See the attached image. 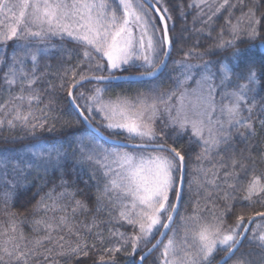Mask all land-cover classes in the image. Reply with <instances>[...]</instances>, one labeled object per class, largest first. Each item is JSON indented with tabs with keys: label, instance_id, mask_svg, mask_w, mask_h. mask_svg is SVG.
I'll return each instance as SVG.
<instances>
[{
	"label": "snow or ice",
	"instance_id": "snow-or-ice-1",
	"mask_svg": "<svg viewBox=\"0 0 264 264\" xmlns=\"http://www.w3.org/2000/svg\"><path fill=\"white\" fill-rule=\"evenodd\" d=\"M228 4L223 0L216 13ZM175 7L183 16V6ZM231 9L240 15L233 22L230 10L214 47L232 51L216 56V51H199L198 45L184 49L190 37L185 26L176 30L172 0H0V89L7 88L9 95L0 103V131L20 132L19 139L32 141L24 151L0 153V203L13 220L11 233L7 228L0 232V264H80L81 256L91 264H120L122 252L132 258L130 264H264V211L254 208L264 207V169L257 168L264 153L254 157L255 146H240L256 126L254 111L264 129V104L255 103L257 85L264 89V57L257 61L250 53L254 45L245 43L260 40L264 47V0H236ZM49 45L60 55L55 64L41 65L39 53ZM173 51L183 54L173 61L183 71L169 76L172 83L165 87L161 77ZM205 55L216 58L189 63ZM133 79L146 87L134 93L110 91L114 81ZM62 93L65 106L57 111ZM45 95L49 102L37 114L32 102ZM101 129L109 133L104 139L111 148L97 141ZM45 131L65 135L57 142L44 137ZM194 146L201 148L197 163L207 153L232 150L231 163L216 170L223 171L222 183L203 198V207L189 195L191 183L187 191L184 187ZM69 159L73 170L85 161L94 164L89 177L95 182L93 194L70 179ZM36 180L41 181L37 195L51 187L33 213L47 211L45 201L65 197L75 201L74 212L92 213L87 232L75 230V246L66 244L64 235H45L29 247L23 234H16V213L8 208L18 190ZM241 201L248 205L237 212ZM257 220L261 223L253 228ZM105 225H111L107 236ZM94 227L102 230L93 243L82 242L81 234L92 235ZM93 251L100 253L98 261L91 259Z\"/></svg>",
	"mask_w": 264,
	"mask_h": 264
},
{
	"label": "trees",
	"instance_id": "trees-1",
	"mask_svg": "<svg viewBox=\"0 0 264 264\" xmlns=\"http://www.w3.org/2000/svg\"><path fill=\"white\" fill-rule=\"evenodd\" d=\"M172 4L174 6L173 15L176 17V30H179L181 26H185L187 31L185 32V36H189L190 39L186 41V43L183 45L184 49L187 50L188 48L194 47L198 45L199 51H216L215 45L219 43L218 36L221 32V27L225 24H218V19L211 20L209 23H206L204 26H198L194 25L192 21V17L195 16L196 13V5L192 4V0H172ZM180 4L182 5V11L184 12L183 16L179 15V12L181 11L180 8H176L175 5ZM192 6V7H190ZM198 6V5H197ZM234 21V19H232ZM224 39L230 38L227 34V31L225 29ZM245 43H251L254 46L253 49H250L251 55H253L257 61L260 60V58L264 57V47H260L261 42L260 40L256 41H246ZM244 44L239 45V47H244ZM2 47V46H0ZM43 47V45H42ZM59 48V45L57 46ZM70 47V46H69ZM232 51L231 48H228L226 50L222 51H216V56H226L228 53ZM60 55V52L57 50H54L51 45L47 47L46 51L39 53V60L41 65L44 63H53L55 64L56 58ZM183 58V54L181 52L173 51L172 57L168 62V69L165 70V75L161 77L163 84L165 87L170 85L172 83L171 80L168 79L169 76H175L178 74V67H173V61L180 60ZM215 56L212 55H205L202 57H194L189 60L191 63L196 64H202L204 61L209 59H215ZM27 68H31V62L29 61L27 64ZM53 71L55 69L53 68ZM118 74H126V73H116ZM2 75V73H0ZM58 83V82H57ZM243 83V81H241ZM144 83L140 81H120V82H113L110 88V91L112 92H120L121 89H127L134 93L135 90H142L144 89V86H142ZM140 85V86H138ZM257 93L255 103L256 104H264V101L261 100L262 97H264V89L260 88L259 85H257ZM13 94H16L18 92V87L12 88ZM25 96H27V93H25ZM63 93L61 94V99L59 102L56 103L55 107L57 111L62 109L65 105L62 99ZM9 98L8 90L7 88L0 89V103H3L5 100ZM49 102V96L45 95L41 100L39 101H33L32 102V108L37 111L40 108H42L45 104ZM25 110H27L28 101L25 99L24 101ZM247 115V113H244ZM252 119L255 120L256 126L252 130V133L250 136L247 137L246 140H244L243 144H241V147L245 146H255V151L252 152V155L254 157L259 156L261 153H264V129L260 128V113L259 111H254L252 113ZM97 120L99 118L97 117ZM85 127V126H84ZM239 131H245L243 128H239L237 126ZM237 129H234L233 131H236ZM91 132L90 130H88ZM102 132H104L106 135L109 136V133L106 132L104 129H101ZM94 136L95 134L92 133ZM44 137L51 136L53 137L57 142H62V137H64L65 134L61 133H47L46 131L42 134ZM12 136H16L17 139L13 140ZM20 132L11 133L7 129H4L3 131H0V153L7 155L8 153H15L18 151H24V145H30L32 141L30 139H19ZM68 139H71V136H67ZM96 138H98L96 136ZM120 139H123V137H119ZM99 139V138H98ZM187 137H184L178 143H183L184 140H186ZM238 140L241 138H237ZM201 151L200 146H194L192 151L189 153L187 158V166H186V179H185V190L187 191L189 188V184L191 183V186L194 188V180H198L197 173L199 171V168L201 166L202 162L207 161L208 165L213 170H218L221 168L222 164H230L231 161L227 158L231 154V149H228L227 152H210L205 154V158L197 163L196 162V154ZM91 163L85 161L82 165H77L73 170V164L71 159H69L67 163V169L70 171V179H73L75 181L76 186L81 188L85 194L91 195L96 191L95 182L90 180V169ZM258 169H264V161H261L257 164ZM218 172V171H216ZM223 173V171H222ZM50 174V173H49ZM87 182V183H85ZM246 182V181H245ZM41 183L40 180H36L35 183H33L30 187H24L22 186L18 190L17 198L8 208L9 212H15L16 216L14 217V223L17 226V235L23 234L24 238L29 242L28 246L31 247V242L35 239H39L45 235H52L53 237H59L61 235H64L65 237V243H76L77 236L75 235V230L77 228L83 229L84 233L87 232L88 227L91 225V217L92 213H84L80 210H76L74 212L75 201L69 200V198L65 197L63 200L59 201L58 203H54L52 200H47L45 203L49 205V208L47 211L41 210L36 213L32 212L33 206L36 204V201L39 200L40 195L43 194V192H47L48 188L51 187V184H49L47 187H45L39 195H37V184ZM229 183H232V181H229ZM60 189H57V192H59ZM210 191H201L200 187H198L197 190L191 189V192L189 195L192 196L193 200L196 199L200 200L201 207L204 206V197L208 194H210ZM35 196V198H33ZM83 196H77L76 199H82ZM188 199V196L185 197V200ZM65 205H67L65 207ZM248 202L247 201H241L237 205V212L243 207H247ZM210 206V203H209ZM59 207V211H53L54 208ZM256 211H264V207H261V205L257 204L254 206ZM5 205L3 203H0V232H3L5 228L9 230V233H11V223L13 222L12 219L8 217L6 212L4 211ZM249 211L252 209L249 208ZM180 214H185V208L184 206L180 209ZM64 218H66V223L64 222ZM98 219H106L105 216H100ZM40 220L42 221L41 224L36 225L34 221ZM177 220H179V217H177ZM261 223L259 220L256 221L252 225L254 228L256 224ZM46 225H52V230L46 229ZM107 227H111V225H105L104 226V235L107 236L108 233L106 231ZM173 227H176L174 225ZM71 228L73 230V234H68V229ZM33 229H38L37 231H34ZM63 229V230H61ZM102 229L98 227H94L91 229L92 235H86L84 233L81 234L80 239L82 242H86L88 245H91L93 243V237L97 232H100ZM120 231H123V229H120ZM171 231V230H170ZM158 232L155 234L157 236ZM249 237L252 236V232H249ZM89 238V239H88ZM167 238V237H166ZM88 239V240H87ZM155 240V239H154ZM153 240V241H154ZM166 240V239H165ZM97 244H99V240H97ZM107 245H105L106 247ZM45 247H48V245H45ZM245 247H248V243H245ZM60 250V249H59ZM92 260H97L99 258L100 253L98 251H93L90 253ZM138 255V254H137ZM219 255H222V253H219ZM218 258V257H217ZM75 259V258H74ZM80 264H91V260L87 257H79ZM131 257H127L125 253H120V264H130ZM151 259V257H150ZM61 264H64L63 261H61ZM213 264H215V261H213Z\"/></svg>",
	"mask_w": 264,
	"mask_h": 264
},
{
	"label": "rangeland",
	"instance_id": "rangeland-1",
	"mask_svg": "<svg viewBox=\"0 0 264 264\" xmlns=\"http://www.w3.org/2000/svg\"><path fill=\"white\" fill-rule=\"evenodd\" d=\"M223 3V0H192V4L196 5V13L195 16L192 17L193 24L196 26H204L206 23L204 21L208 20L209 16H212V20L218 19V24L222 25L226 23L227 18L230 15L231 10V20L234 19L233 22H235V19L237 16L240 15V12L236 9H231V5L236 3V0H229V4L226 5L223 9H221L220 13H216L215 9L219 7ZM198 5V6H197ZM192 7V6H190ZM201 13H204L203 17L201 18ZM227 31V29H226ZM228 34V31H227ZM261 47V45H260ZM253 48H251L252 50ZM191 63V62H189ZM196 64V63H192ZM198 65V64H197ZM183 71V69L178 67V74ZM126 75V74H125ZM218 83V81H217ZM140 86V85H138ZM144 88L146 87L145 84H143ZM217 101H220L219 93L216 97ZM224 103H227V101H224ZM97 141L106 148H111L113 145L107 144L106 142L96 138ZM217 152V151H213ZM94 167V164L90 165V169ZM198 180H194V188L191 186V189L197 190L198 187H200L201 191H210V194H215L217 192V189L215 187L216 183H222L221 179L223 177L222 171L216 172L215 170L211 169L208 165V162H202L201 166L199 168V171L197 173ZM258 224V223H257ZM255 225V227L257 226ZM254 227V228H255ZM172 232L169 231V235H171ZM89 239V238H88ZM87 239V240H88ZM168 237L166 238L165 242L167 241ZM71 244L72 246H75L74 242L67 243ZM59 251V249H57Z\"/></svg>",
	"mask_w": 264,
	"mask_h": 264
},
{
	"label": "water",
	"instance_id": "water-1",
	"mask_svg": "<svg viewBox=\"0 0 264 264\" xmlns=\"http://www.w3.org/2000/svg\"><path fill=\"white\" fill-rule=\"evenodd\" d=\"M121 75V74H120ZM122 75H125V74H122ZM131 81H137V80H131ZM114 82H120L119 80L118 81H114ZM85 127H87V126H85ZM91 132H92V130L91 129H89ZM100 132H101V134L99 135V136H97L100 140H102V141H104V142H106L107 144H110V145H112L111 143H110V140H105L104 139V137H107L108 135H106L104 132H102L101 130H100ZM95 134V133H94ZM185 174H186V172H185ZM170 231V230H169ZM159 237V233L157 234V236H156V238H158ZM167 236H165L164 237V240H165V238H166ZM153 242H155V240L153 241ZM151 245H149V247H150Z\"/></svg>",
	"mask_w": 264,
	"mask_h": 264
}]
</instances>
